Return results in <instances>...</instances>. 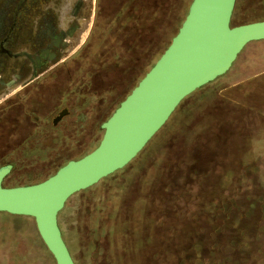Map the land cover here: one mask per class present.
I'll use <instances>...</instances> for the list:
<instances>
[{
  "label": "rangeland",
  "instance_id": "374dc122",
  "mask_svg": "<svg viewBox=\"0 0 264 264\" xmlns=\"http://www.w3.org/2000/svg\"><path fill=\"white\" fill-rule=\"evenodd\" d=\"M190 1L98 0L94 29L90 20L83 41L60 61L63 65L44 74L42 91L30 95L32 106L48 116L44 127L34 130L31 121L21 127L18 139L27 135V144L22 146L1 145L8 134L0 130V166L10 164L1 184L38 182L93 148L103 132L101 123L169 43ZM14 10L15 36L6 45L21 51L25 46L19 37L26 28L37 27V0H0V41ZM132 18V23L122 25ZM260 19H264V0L234 1L231 24ZM4 59L7 57L0 55ZM60 95L66 97L59 103ZM62 108L66 113L58 118ZM257 108L264 111V39L245 44L223 74L185 96L123 167L66 200L57 213V224L74 263L170 264L169 229L180 220L171 214V177L192 156L211 168L213 179L237 168L249 134L260 129ZM54 116L56 121L50 122ZM114 189L120 197L105 206L107 219L119 218L123 208H131L139 192L149 194L145 228L151 237L138 248L133 239L126 238L131 252L119 249L115 234H100L89 227L103 222V215H98L102 211L91 210L95 196L110 199ZM174 193L179 203L186 198L180 195L184 193L181 189ZM262 244L260 255L264 257V241ZM128 256L133 258L131 263ZM0 264H55L31 216L0 211Z\"/></svg>",
  "mask_w": 264,
  "mask_h": 264
},
{
  "label": "water",
  "instance_id": "95a60500",
  "mask_svg": "<svg viewBox=\"0 0 264 264\" xmlns=\"http://www.w3.org/2000/svg\"><path fill=\"white\" fill-rule=\"evenodd\" d=\"M234 1H190L166 48L101 123L90 151L29 184L3 186L10 166H0V211L31 216L55 264H75L57 224L66 200L123 167L185 96L223 74L245 44L264 39V19L230 23Z\"/></svg>",
  "mask_w": 264,
  "mask_h": 264
},
{
  "label": "trees",
  "instance_id": "16d2710c",
  "mask_svg": "<svg viewBox=\"0 0 264 264\" xmlns=\"http://www.w3.org/2000/svg\"><path fill=\"white\" fill-rule=\"evenodd\" d=\"M98 11L96 0L95 18ZM133 21V18L127 19L122 25ZM93 22L94 25L96 20ZM93 25L91 29H94ZM246 107L252 109L251 106ZM254 111L261 122L260 129L249 134L248 142L241 151V161L232 172H222L213 179L211 168L192 156L182 162L179 174L171 177V214L175 220H180L179 224H173L169 229L170 264H264V257L260 255L264 241V111L260 108ZM216 133H219L218 130ZM258 140L261 143L256 145ZM177 189H181L184 193L180 195L186 197L182 203L178 202V195L174 193ZM119 197L117 189L111 191L110 199L96 195L93 201L95 207L91 210H101L98 215H103V222H95L89 227L100 234H115L121 251L131 249L125 243L126 238L133 239L134 247L144 246L151 237L145 228L149 194L139 192L131 208H123L119 218H104L105 206H110ZM132 259L131 256L127 258L130 263ZM107 261L111 264L110 260Z\"/></svg>",
  "mask_w": 264,
  "mask_h": 264
},
{
  "label": "flooded vegetation",
  "instance_id": "af4514ba",
  "mask_svg": "<svg viewBox=\"0 0 264 264\" xmlns=\"http://www.w3.org/2000/svg\"><path fill=\"white\" fill-rule=\"evenodd\" d=\"M24 1L25 0H23V2ZM85 1L86 0H75L72 7V19L62 20V22L59 20L62 25L63 21L64 23L68 22V20L70 22L69 27H63L64 29H62L61 32L59 31L55 34L50 33V30H52L51 25L54 20L43 19V16L39 19L40 21L37 22V27L26 28V32H23L24 35L21 34L19 37L22 40V46L26 47L21 51L12 49L6 45V42L15 36V18L13 19L12 17L10 27L4 38L0 41V55L7 57V60H0V130L6 131L8 134V138L2 140L1 145H26L27 135H21L18 139V131L21 127H27L29 121H31V126L34 130L44 127V123L47 121L48 116L39 113V111L32 106L33 103L30 95L39 93L42 88L44 74L53 70L55 67L63 65L64 62L60 61H63L72 53L69 50L73 44H75L81 21L84 20L87 14L86 9L88 5L85 4ZM95 6L96 0H94L91 26L94 20ZM77 22H79V28L72 40V31ZM34 46H37V49L33 50L31 48L29 50V47ZM63 56H65V58L61 59ZM65 97V95H60L59 103ZM64 113H66L65 109L62 108L59 110L57 115L58 118ZM54 117L51 118L50 122L54 123L56 121L57 118ZM4 135H6V133ZM12 137L14 138L11 139ZM15 140L17 142H13ZM8 165L10 166V164Z\"/></svg>",
  "mask_w": 264,
  "mask_h": 264
},
{
  "label": "crops",
  "instance_id": "0c3cea01",
  "mask_svg": "<svg viewBox=\"0 0 264 264\" xmlns=\"http://www.w3.org/2000/svg\"><path fill=\"white\" fill-rule=\"evenodd\" d=\"M74 2H75V0H37V19H38L37 22L40 21L39 19H41L42 16H43V19H52L54 21L52 22V25H51L52 30H50V33L55 34V33H58L59 31L61 32L62 29H64L63 27H66V28L69 27L70 22H69V20L66 23H64V21H63V25H62V23H60L59 20L62 22V20L73 18L72 17L73 16L72 7L74 5ZM89 7H91V9H90V20L92 22L94 0H89ZM80 18H81V16H80ZM91 22H90V24H91ZM78 28H79V22H77L76 26L74 27V30L72 31L73 32L72 37H71L72 40L74 39ZM87 31H88V29H87ZM86 33H85V35H86ZM83 39H82V41H83ZM80 43H78V45ZM78 45L73 44V46L70 48L69 51L70 52L74 51ZM65 56L61 57V59L65 58Z\"/></svg>",
  "mask_w": 264,
  "mask_h": 264
},
{
  "label": "bare ground",
  "instance_id": "6f19581e",
  "mask_svg": "<svg viewBox=\"0 0 264 264\" xmlns=\"http://www.w3.org/2000/svg\"><path fill=\"white\" fill-rule=\"evenodd\" d=\"M85 2H86L85 4L88 5V7L86 9L87 14H86L84 20L81 21L80 28H79V31H78V34L76 37L77 39L75 40V44L82 39L83 35L85 34V32L87 30L89 22H90V9H91V7H89V0H86Z\"/></svg>",
  "mask_w": 264,
  "mask_h": 264
}]
</instances>
